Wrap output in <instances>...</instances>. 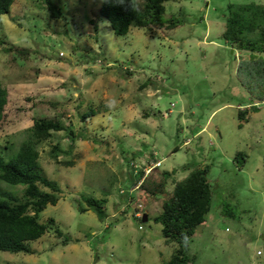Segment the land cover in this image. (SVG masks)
Returning a JSON list of instances; mask_svg holds the SVG:
<instances>
[{"label":"rangeland","instance_id":"obj_1","mask_svg":"<svg viewBox=\"0 0 264 264\" xmlns=\"http://www.w3.org/2000/svg\"><path fill=\"white\" fill-rule=\"evenodd\" d=\"M52 1L60 17L45 0H15L0 15V81L9 93L0 156L17 154L35 118L67 126L39 145L42 166L62 189L40 219L54 218L70 241L49 229L31 242L34 253L0 250V264H165L177 247L165 242L163 225L154 220L165 195L147 204L146 222L133 206L120 210L136 166L158 160L156 176L174 172L168 190L172 179L211 168L214 200L190 245L194 264H264L261 80L239 73L247 56L222 37L229 4L264 0H170L164 18L184 21L156 28L157 35L135 26L117 35L100 13L103 0ZM12 45L28 48L30 58L14 56ZM91 107L96 114L84 120ZM246 108L247 118L240 119ZM56 145L59 160L72 165L55 161ZM239 151L247 156L242 167L235 161ZM0 186L23 192L3 180ZM83 196L107 198L104 220L92 209L80 211L89 208ZM137 198L135 192L133 205Z\"/></svg>","mask_w":264,"mask_h":264},{"label":"trees","instance_id":"obj_2","mask_svg":"<svg viewBox=\"0 0 264 264\" xmlns=\"http://www.w3.org/2000/svg\"><path fill=\"white\" fill-rule=\"evenodd\" d=\"M14 1L0 0V15L9 13ZM167 1L170 0H147L143 11L137 13L128 8L116 6L111 0H103L100 13L108 19L117 35L128 34L132 26L144 28L151 35H157L156 28L174 29L184 21L176 15H172L167 20L164 18ZM45 4L53 17L62 15L61 10L52 0H45ZM225 21L222 37L233 50L243 51L247 56L240 63L238 71L249 79L260 78L259 98L264 100V56L261 55L264 53V3L254 1L231 3L228 6ZM94 28L97 30V25L94 24ZM2 43L4 40L0 38V44ZM8 50L13 52L14 56H20L23 59L31 56L30 50L26 47L12 45ZM249 82L252 83L251 80ZM8 97V90L0 81V129L6 118ZM54 105L57 106L58 103L55 102ZM250 108L254 109L255 105ZM248 111V108L241 109L240 119L245 120ZM60 112L62 116L68 117L70 110L62 107ZM95 114L96 110L91 107L81 117L85 120ZM65 129L67 126L60 119L35 118L17 154L11 160L0 156V180L23 188L22 194H19L0 186V250L13 253H34L31 242L42 238L49 232V229L54 230L63 243L67 244L70 241V237L55 225L54 218L46 223L40 219L41 213L49 204L58 203L62 189L56 180L47 175L42 166L39 145L51 138L54 132ZM70 132L74 133L72 128ZM59 151V145L53 147L52 155L57 163L67 166L74 163L73 160H59ZM246 157L243 151H239L235 158L237 165L242 167L246 162ZM238 158H243V161L241 162ZM161 165L162 162L152 168L148 175H145L142 166L137 167L135 177H132L131 191L123 199L125 203L122 206L125 209L122 210L121 206L120 210L125 212L129 206L134 208L135 192L138 193L139 202H144H142L144 211L148 203L156 202L160 195H165L162 210L154 216V220L163 225L162 234L165 242L177 243L171 258L165 264H194L197 256L190 254V245L197 228L206 221L214 200V192L209 179L211 168L210 166L196 168L180 180L172 179L173 188L168 190L171 185L169 179L174 172L163 171L156 176V170ZM140 181L139 187L133 190ZM82 200L89 208L80 206V211L85 212L92 209L100 220L106 218L107 198L83 196ZM228 210L223 209L222 213L229 214ZM140 221L143 222V218ZM184 237H187L186 244Z\"/></svg>","mask_w":264,"mask_h":264},{"label":"built area","instance_id":"obj_3","mask_svg":"<svg viewBox=\"0 0 264 264\" xmlns=\"http://www.w3.org/2000/svg\"><path fill=\"white\" fill-rule=\"evenodd\" d=\"M160 164H161V161L158 160L157 162H153L152 164H149V165L148 164H146L144 166L142 165V167H143V169L145 171V175H148L153 167L158 166ZM135 165H138V164H135ZM136 167H141V166L138 165ZM140 184H141V181L133 188V190L138 188ZM143 207L144 206H143L142 202H138V203L134 204V211H135L134 215H135L136 218L141 219V218L144 217L145 211H144ZM123 209H125V208H123ZM140 228H143V225L140 224Z\"/></svg>","mask_w":264,"mask_h":264},{"label":"clouds","instance_id":"obj_4","mask_svg":"<svg viewBox=\"0 0 264 264\" xmlns=\"http://www.w3.org/2000/svg\"><path fill=\"white\" fill-rule=\"evenodd\" d=\"M116 6H122L139 13L144 8L147 0H111ZM146 212V211H145ZM185 244L187 243V237H184Z\"/></svg>","mask_w":264,"mask_h":264},{"label":"water","instance_id":"obj_5","mask_svg":"<svg viewBox=\"0 0 264 264\" xmlns=\"http://www.w3.org/2000/svg\"><path fill=\"white\" fill-rule=\"evenodd\" d=\"M148 220V213L145 212L144 217H143V222H146Z\"/></svg>","mask_w":264,"mask_h":264},{"label":"crops","instance_id":"obj_6","mask_svg":"<svg viewBox=\"0 0 264 264\" xmlns=\"http://www.w3.org/2000/svg\"><path fill=\"white\" fill-rule=\"evenodd\" d=\"M147 213H149L148 211H147ZM157 215V214H156ZM156 215H154V216H156Z\"/></svg>","mask_w":264,"mask_h":264}]
</instances>
